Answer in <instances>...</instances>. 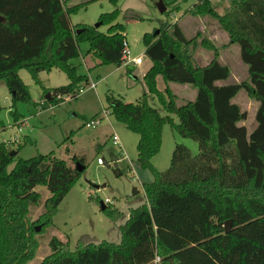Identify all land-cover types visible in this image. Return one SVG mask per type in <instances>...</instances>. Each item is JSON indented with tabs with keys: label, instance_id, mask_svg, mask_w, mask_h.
Masks as SVG:
<instances>
[{
	"label": "trees",
	"instance_id": "obj_1",
	"mask_svg": "<svg viewBox=\"0 0 264 264\" xmlns=\"http://www.w3.org/2000/svg\"><path fill=\"white\" fill-rule=\"evenodd\" d=\"M87 3L0 0V79L12 94L13 106L22 100L47 108L78 97L90 83L89 75L80 73L73 62L83 41L89 42L87 52L100 63H124L126 25L117 21L119 8L100 14V25L107 24V30L94 24L73 25L71 13ZM188 10L218 20L231 42L240 45L249 77L219 83L231 76V66L219 59L218 49L207 38L202 44L214 48L215 57L207 64L197 63L195 53L182 47L196 37H188L178 21L171 23V32L167 23L146 32V54L153 62L144 74L148 91L136 102L107 94L110 112L139 134L138 161L153 173L152 180L143 182L146 201L130 209L120 242L80 239L73 250L70 241L53 236L51 252L38 264H264V0H231L221 12L212 0H197ZM22 67L50 96L33 99L20 75ZM54 67L67 73L68 83L44 84L40 72ZM158 75L166 82L164 89L158 87ZM171 82L196 87V98L180 104ZM242 89L260 101L258 124L251 132L240 123L248 111L233 100ZM148 94L158 96L168 113L152 105ZM2 108L0 101V112ZM12 113L15 121L21 120L20 111ZM166 122L196 138L200 149L194 153L177 142L170 165L163 170L152 157L161 149ZM19 151L0 140V264H29L39 247L36 224L41 223V231L53 221L83 173L54 151L41 158L19 156ZM72 160L85 163L79 155ZM38 184L49 188L46 199L35 189ZM39 206L42 212L32 220L31 208ZM110 207L102 210L117 220L118 210ZM228 219L231 226L226 231Z\"/></svg>",
	"mask_w": 264,
	"mask_h": 264
},
{
	"label": "rangeland",
	"instance_id": "obj_2",
	"mask_svg": "<svg viewBox=\"0 0 264 264\" xmlns=\"http://www.w3.org/2000/svg\"><path fill=\"white\" fill-rule=\"evenodd\" d=\"M65 1L69 5L88 1L86 6L71 13V22L75 26L79 23L95 25L100 22L102 12L118 7L120 12L117 21L126 25L125 33L131 56L143 55L144 61L141 64L129 62L122 65L113 62L100 63L91 55L84 57L90 44L83 41L81 54L74 58L73 62L79 65L78 71L88 74L90 83H95L96 86L86 84L78 97H68L60 103L42 109L22 100H18L13 106L9 88L4 81H0V101L3 105L0 112V140L7 141L13 148L20 147L19 156H40L54 151L55 155L65 158L74 166H77L79 161L73 162L72 157L79 155L85 160L83 165H86L79 179L61 201L53 221L36 234L39 247L29 264L40 263L51 252L50 240L53 236L70 241L73 250L80 239L96 243L103 240L120 242L121 225L129 217L130 209L146 201L143 182L152 180L153 173L141 167L138 161L139 134L115 118L108 109L107 100V94L113 93L125 101L136 102L148 91L144 72L152 64V60L146 54V32L158 31L163 23H167L166 28L171 32V23L178 21L188 37H196L193 43L182 47L195 53L197 63L207 64L215 57V49L202 44V40L207 38L218 49L219 59L231 66V76L219 80V83L239 82L249 77L248 66L241 57L240 45L231 42L228 31L218 20L210 14L193 15L188 10L197 0H168L165 3L166 12L160 10L159 0H117L116 3L112 0ZM212 3L220 11L223 10V0H212ZM107 28V24L100 25L102 30ZM212 35H215V38ZM19 72L28 84L33 99L40 101L47 95L28 68L22 67ZM40 76L48 87L69 82L67 73L58 67L50 71L42 70ZM165 85L162 75H158V87L164 89ZM174 87L175 92L179 94L180 104L188 102L196 95L197 88L191 84L174 82ZM148 95L152 105L162 114L168 113L158 96ZM234 101L238 102L243 110L248 111V117L242 120V123L251 131L258 123L256 113L260 101L250 96L245 89L240 90ZM16 109L23 114L20 121L14 119L12 110ZM174 117L178 120L176 115ZM92 118L101 120L95 126L85 125V122ZM114 133L121 139V149L113 142ZM16 135L18 141L13 140ZM177 142L187 144L194 153L200 149L196 138L183 135L166 122L163 126L161 149L152 157L154 164L163 170L168 168ZM112 152L119 156L117 167L122 171L120 174L115 172L116 162L111 160ZM99 157L105 158L107 162L99 163ZM13 166L14 163L10 168ZM35 189L42 193L43 199L50 195L46 185L38 184ZM102 201L105 206L109 205L111 209L118 210L120 217L117 220L102 210ZM41 212V206L32 207V220ZM38 224L41 223L36 225Z\"/></svg>",
	"mask_w": 264,
	"mask_h": 264
},
{
	"label": "built area",
	"instance_id": "obj_3",
	"mask_svg": "<svg viewBox=\"0 0 264 264\" xmlns=\"http://www.w3.org/2000/svg\"><path fill=\"white\" fill-rule=\"evenodd\" d=\"M123 44H124V47H123V50H122V57H123L124 63L134 62V63L139 64V63L143 62V59H144L143 55L131 56L130 45H129V42H128L127 39L124 40ZM91 86H96V84L95 83H91ZM83 90H84V88H81L80 92H82ZM100 120H101L100 118H92L90 120H87L85 125H87V126H95V125H97L100 122ZM21 129H22V126H19V130H21ZM13 140L18 141L19 140L18 136L16 135L13 138ZM113 142L118 148H120V149L122 148V142H121V139H120V137H119V135L117 133L113 134ZM98 162L99 163L105 162L104 158L99 157L98 158ZM159 259H160V257L158 256L156 258V260H159Z\"/></svg>",
	"mask_w": 264,
	"mask_h": 264
},
{
	"label": "water",
	"instance_id": "obj_4",
	"mask_svg": "<svg viewBox=\"0 0 264 264\" xmlns=\"http://www.w3.org/2000/svg\"><path fill=\"white\" fill-rule=\"evenodd\" d=\"M159 8L161 11H165L167 9V5L165 4L164 0H159L158 2ZM96 26L100 25V22L95 24ZM48 96H50V93L47 94ZM12 153H15V150H12ZM43 155H40L39 157L41 158ZM111 160L116 162V168H115V172L117 174H120L122 171L120 168L117 167V161L119 160V156L117 154H115L114 152L111 153ZM104 161L107 162V160L104 158ZM77 168L79 170H82L84 168V165L81 162H78L77 164ZM105 208V203L102 201V209ZM231 219H228L226 221V231L230 230V226H231ZM42 228L41 224L36 225V230L39 231Z\"/></svg>",
	"mask_w": 264,
	"mask_h": 264
},
{
	"label": "crops",
	"instance_id": "obj_5",
	"mask_svg": "<svg viewBox=\"0 0 264 264\" xmlns=\"http://www.w3.org/2000/svg\"><path fill=\"white\" fill-rule=\"evenodd\" d=\"M219 1H221V0H219ZM229 4V2H228V0H223V5H224V7L226 6V5H228ZM224 7H223V9H224ZM218 10H219V8H217ZM167 10V9H166ZM220 11V10H219ZM223 11V10H222ZM221 12V11H220ZM194 15V14H193ZM73 24V23H72ZM74 25V24H73ZM199 28V27H198ZM201 30V29H200ZM215 35H212V37H214ZM211 37V36H210ZM215 38V37H214ZM126 39V38H125ZM241 48V47H240ZM89 55H91L92 57H94V58H96L92 53H88L87 52V54H86V56H84V57H86L87 58V56H89ZM95 60H98V61H100L98 58H96ZM243 60V59H242ZM143 61H144V59H143ZM153 63V62H152ZM139 64H141V63H139ZM247 64V63H246ZM152 65V64H151ZM150 65V66H151ZM247 66H248V71H249V65L247 64ZM146 72V71H145ZM145 72H144V74H145ZM0 81H4L3 79H0ZM5 82V81H4ZM171 84L173 85V87H174V82H171ZM188 84V83H187ZM189 86V85H188ZM174 89H175V87H174ZM194 91V90H193ZM177 93V92H176ZM194 93V92H193ZM195 93H196V95H197V90H195ZM48 94V93H47ZM178 94V93H177ZM196 95H195V97L193 98V99H195L196 98ZM178 96H179V94H178ZM192 100V99H191ZM233 100H234V98H233ZM52 106V105H51ZM37 107H39V106H37ZM50 107V106H49ZM40 108V107H39ZM48 108V107H47ZM42 109V108H41ZM22 119H24V118H22ZM240 123L241 124H243L242 123V120L240 121ZM258 124V123H257ZM255 128V127H254ZM248 130H249V127H248ZM253 130V129H252ZM251 130V131H252ZM251 131H249V132H251Z\"/></svg>",
	"mask_w": 264,
	"mask_h": 264
}]
</instances>
